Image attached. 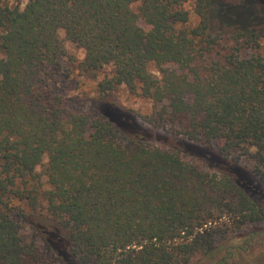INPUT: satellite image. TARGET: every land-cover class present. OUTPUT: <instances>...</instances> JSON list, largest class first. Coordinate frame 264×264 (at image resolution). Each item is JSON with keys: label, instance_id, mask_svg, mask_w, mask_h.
Wrapping results in <instances>:
<instances>
[{"label": "trees", "instance_id": "1", "mask_svg": "<svg viewBox=\"0 0 264 264\" xmlns=\"http://www.w3.org/2000/svg\"><path fill=\"white\" fill-rule=\"evenodd\" d=\"M22 1L0 0V264H264V1ZM60 32L101 97L161 103L141 129L204 154L103 100L68 110ZM36 213L56 224L45 251L21 233Z\"/></svg>", "mask_w": 264, "mask_h": 264}, {"label": "rangeland", "instance_id": "2", "mask_svg": "<svg viewBox=\"0 0 264 264\" xmlns=\"http://www.w3.org/2000/svg\"><path fill=\"white\" fill-rule=\"evenodd\" d=\"M264 1V0H263ZM26 3V0L22 1L21 7ZM138 3L134 4L137 7ZM188 9L190 6L186 5ZM196 21L195 18H193ZM219 19L215 17L211 23V30H219L218 27ZM60 38H62L65 49L66 56L62 58L61 68L59 70L58 76L56 77V87L54 94L63 95L66 100V108L74 112H90L93 115L99 113V108L101 107L100 101L106 103L108 111L113 115V117L121 122L127 128H152L145 122V116L150 115L156 108H160L161 103H156L147 97H143L138 92H131L125 86L119 87V89L114 90L101 97L96 92V82L103 76L102 72L92 74H81L75 68V63H72L71 57L76 60V62L81 61L84 57V51L64 38V34L60 32ZM216 53V58L222 53ZM67 70L69 73H67ZM150 70L158 75L157 68L154 65H150ZM102 103V104H103ZM141 129V130H142ZM148 130V129H147ZM144 131V130H142ZM151 132V131H150ZM146 135L151 139L155 145L168 144L175 146H182L181 149L184 152H189L192 154H204V151L197 149V147H192L186 144H178L176 140L170 138L169 135L163 132H151L144 131ZM162 134V135H161ZM206 156L210 159L211 166H220L223 168H230L227 164L220 162L218 158H215L211 153L205 152ZM47 163V156H44L42 162L36 167V171L39 173L43 172V169ZM232 168V167H231ZM233 171L239 175V178L243 183L251 185L253 184L254 189L257 188V182H254L250 178L249 174L242 168L234 167ZM45 182V177L42 176ZM258 199L262 200V196L257 193ZM30 221L27 227L22 229L23 238L27 242H35L40 250H46V244L43 237H48L49 240L56 238V224L50 219L36 213L34 216L29 217ZM53 240V239H52ZM56 240V239H55Z\"/></svg>", "mask_w": 264, "mask_h": 264}]
</instances>
